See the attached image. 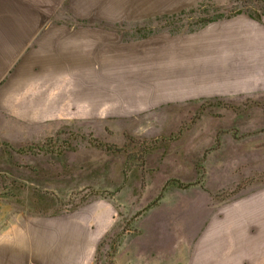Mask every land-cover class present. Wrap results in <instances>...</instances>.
Listing matches in <instances>:
<instances>
[{
  "label": "rangeland",
  "instance_id": "374dc122",
  "mask_svg": "<svg viewBox=\"0 0 264 264\" xmlns=\"http://www.w3.org/2000/svg\"><path fill=\"white\" fill-rule=\"evenodd\" d=\"M202 10L189 5L124 23L140 37L81 38L91 41L81 46L82 60L97 65L99 81L83 83L96 107L73 101L67 86L41 126H0V264H33L31 254L59 258L74 248L88 264H116L121 235L144 213L138 207L148 199L159 205L190 182L218 187L215 206L264 208V103L234 105L201 92L200 54L191 57L185 41L199 35ZM164 73L174 86H158ZM252 106L258 112L247 111ZM171 218L166 212L160 221ZM251 222L241 255L257 242L255 263H243L264 264V215Z\"/></svg>",
  "mask_w": 264,
  "mask_h": 264
},
{
  "label": "crops",
  "instance_id": "0c3cea01",
  "mask_svg": "<svg viewBox=\"0 0 264 264\" xmlns=\"http://www.w3.org/2000/svg\"><path fill=\"white\" fill-rule=\"evenodd\" d=\"M189 5L204 9L197 17L203 22L199 35L185 41L190 56L200 54L201 92L234 105L264 103V0H0V126H41L50 113L58 111L67 86H72L73 101L84 99L93 110L95 98L83 83L99 81L97 65L82 60L81 46L91 41L81 38L140 37L142 30L128 29L124 23L154 21L164 12ZM205 9L210 13L205 14ZM82 20L90 23L87 29L65 25ZM166 75L162 74L159 87L174 86ZM81 91L84 94L79 98ZM253 107L247 111L258 112V106ZM193 183L185 189L176 186L178 191L159 205L148 206V199L138 207L136 211L145 208L144 213L132 230L121 235L116 264L255 263L249 255L251 251L256 254L257 242L248 243L253 249L245 250V257L241 247L251 238L247 230L256 226L251 221L256 223L264 208L258 211L251 201L215 206L212 195L218 187L208 189ZM166 212L177 219L162 223L160 217ZM104 226L101 231L106 230ZM100 230L96 239L103 232ZM80 235L73 238L78 247ZM74 250L67 249L59 258L47 253L30 257L33 264H88ZM200 255H208L207 260Z\"/></svg>",
  "mask_w": 264,
  "mask_h": 264
},
{
  "label": "trees",
  "instance_id": "16d2710c",
  "mask_svg": "<svg viewBox=\"0 0 264 264\" xmlns=\"http://www.w3.org/2000/svg\"><path fill=\"white\" fill-rule=\"evenodd\" d=\"M105 149L106 150H108V151H111V150H113V149H111L110 147H105ZM147 149V148H146ZM121 150V149H120ZM148 150V149H147ZM167 187V186H166ZM180 187V186H179ZM182 187H185V186H182ZM181 188V187H180ZM114 253H115V251H116V248H115V246L113 247V250H112Z\"/></svg>",
  "mask_w": 264,
  "mask_h": 264
}]
</instances>
